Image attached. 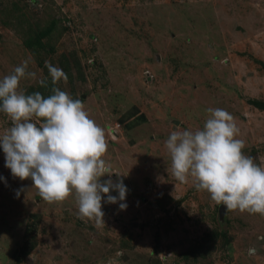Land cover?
Wrapping results in <instances>:
<instances>
[{
    "label": "rangeland",
    "instance_id": "374dc122",
    "mask_svg": "<svg viewBox=\"0 0 264 264\" xmlns=\"http://www.w3.org/2000/svg\"><path fill=\"white\" fill-rule=\"evenodd\" d=\"M24 60L48 80L25 94L58 87L104 129L115 174L101 181L121 175L127 207L102 200L98 224L74 194L48 203L0 149V264H264V215L179 183L164 146L222 108L264 164V0H0V79Z\"/></svg>",
    "mask_w": 264,
    "mask_h": 264
},
{
    "label": "clouds",
    "instance_id": "9594fccd",
    "mask_svg": "<svg viewBox=\"0 0 264 264\" xmlns=\"http://www.w3.org/2000/svg\"><path fill=\"white\" fill-rule=\"evenodd\" d=\"M29 63L22 61L0 79V112L11 121V127L0 135L5 167L15 178L30 179L48 203L74 194L78 215L103 223L102 200L119 202L124 210L128 192L121 175L116 174V181H101L115 174L104 158L109 147L105 131L84 103L67 91L52 87L47 97L40 92L25 94L20 87L23 80L48 86L47 78L29 70ZM45 67L53 85L67 82L61 68L49 61ZM207 113L202 128L177 129L165 141L172 175L181 184L191 182L197 191H206L212 201L227 209L264 215V164L244 153L245 141L238 138L240 129L230 112L208 108Z\"/></svg>",
    "mask_w": 264,
    "mask_h": 264
},
{
    "label": "built area",
    "instance_id": "2783aa9c",
    "mask_svg": "<svg viewBox=\"0 0 264 264\" xmlns=\"http://www.w3.org/2000/svg\"><path fill=\"white\" fill-rule=\"evenodd\" d=\"M116 126L118 127V124H116ZM117 127H116V128H117Z\"/></svg>",
    "mask_w": 264,
    "mask_h": 264
}]
</instances>
